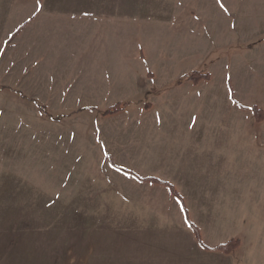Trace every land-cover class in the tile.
Returning a JSON list of instances; mask_svg holds the SVG:
<instances>
[{
  "label": "crops",
  "instance_id": "1",
  "mask_svg": "<svg viewBox=\"0 0 264 264\" xmlns=\"http://www.w3.org/2000/svg\"><path fill=\"white\" fill-rule=\"evenodd\" d=\"M39 2L44 5L41 11L35 10L37 0H0V91L22 106L28 100L47 106V118L42 108L36 111L42 126L37 125L35 134L38 147L45 146L47 119L52 127L48 129H53L54 162H75L78 151L80 162L100 158L102 167L114 173L107 175L100 166V170L85 166L83 177H70L68 190L54 191L50 198H84L86 208L97 205L100 209H122L108 213L100 210L101 220L109 214L114 221L87 223L86 229L101 232L116 246H136L139 254L135 260L139 263L171 262L176 257L168 256L167 249L172 245L181 248L187 237L193 238L191 224L203 231L211 210L204 200L236 196L231 171L228 186L214 189L208 183L195 184L192 174L199 173V162H209L211 151L222 149L210 143L211 137L217 143L221 134L249 135L254 120L252 108L264 110V96L250 99L257 85L264 88V0H197L191 7L183 1L177 23L185 71L158 87V73L146 64L138 76L150 107H138L130 118L126 116L128 107L109 116L94 111H99L100 103L123 101L125 71L131 69L126 65L124 46L115 38V17H109L107 2ZM172 23L174 28L176 24ZM186 55L192 64H185ZM133 59L144 65V49ZM177 69V65L171 66V70ZM194 71H206L211 78L197 84L186 79ZM20 108L7 105L5 117L28 118L25 108ZM92 117L94 126L83 121ZM215 117L218 122H214ZM261 117L258 125L264 130V115ZM81 149L86 156H79ZM130 156L147 163L146 168L133 165L138 177H155L175 185L186 207L169 186L118 174L106 163L127 162ZM216 156L214 162H222L221 156ZM223 160L229 166L237 162L235 146L224 148ZM162 167L167 171H161ZM219 213L217 220H222ZM121 218L126 219L124 224H117ZM214 230L212 244L202 233L204 245L215 247L236 237ZM193 241L195 249L203 252L205 247L197 237ZM105 246L92 244L85 260L130 259L108 253ZM190 259L189 264H199V257Z\"/></svg>",
  "mask_w": 264,
  "mask_h": 264
},
{
  "label": "rangeland",
  "instance_id": "2",
  "mask_svg": "<svg viewBox=\"0 0 264 264\" xmlns=\"http://www.w3.org/2000/svg\"><path fill=\"white\" fill-rule=\"evenodd\" d=\"M100 1L107 2L106 10L109 17H115L112 21L114 35L116 39L119 38V45L124 46L126 65L131 68L125 71L126 96L122 102H117L126 104L124 110L127 107L130 108L129 114L126 115L130 118L132 114L137 113L138 107L144 104L146 106L150 100L148 95L144 98L143 82L138 76L143 69H146V64L148 69L158 73V87L166 85L174 77L184 73L185 67L180 59L184 56V50L180 45V29L177 23L182 16L179 6H182V2L185 1L188 2V7H191L197 0ZM171 22L176 24L174 28ZM116 27L119 29L118 34ZM121 29L123 32H120ZM109 30H112L111 26ZM141 48L147 55L144 65H138L141 62L133 59L137 58ZM198 57H190V59ZM185 58L187 59L185 64H192L193 61L190 62L189 56L186 55ZM172 65H177L178 69L171 70ZM262 87L257 85L256 92L250 99L258 98L257 96L262 98L264 96L261 93L264 89ZM4 92L0 91V264H189L190 258L194 257H199V264H264V130L258 125L264 110L258 107L252 108L254 120L249 135L239 132L236 135L221 134L218 136L220 141L217 143L211 137L210 143L219 144L222 149L220 152L211 151L212 158L208 159L209 162H199V173L192 174L195 184L208 183L213 189L222 188L223 185L227 187L231 177V184L235 185L232 192L236 196L204 200L211 210L204 221L201 234L203 233L208 243L212 244L210 237L213 236L214 229H220L224 234L234 233L236 237L230 240L239 243V247L228 254L209 250L205 246L203 252L197 251L193 243L197 236L193 229V238L187 237L181 248L172 245L167 249L168 256L176 257L171 262L139 263L135 260L139 254L136 246L132 244L116 246L104 234L101 235V232H90L86 229L88 224L114 221L113 216L109 214L106 218L103 216L101 220L100 210L105 209L104 212L108 213L114 210L122 212V209L113 207L100 209L97 205L86 208L84 198L75 200L79 204L77 206L74 205L76 202L73 200L50 198L54 191L68 190L67 183L70 177H83L86 174L84 171H87L85 166H88V170L89 166L92 168L96 166L100 170L98 168L100 166L107 175L114 173L102 167L104 162L100 158L98 161L96 159V162H80L78 151L75 162H60L58 159L54 162L51 138L53 129H48L52 127L47 119L44 124L45 136H43L48 137L45 146L38 147L35 134L37 125L42 126V120L38 118L36 111L38 107L42 108L47 118V106L29 100L22 106L20 103L13 102L12 97ZM128 102L131 103L130 107ZM117 103H100L99 111H94L98 115L105 116L103 113ZM9 104L19 110H21L20 107L25 108L28 118L23 121L20 118H6L5 109ZM83 121H87L90 126L96 124L93 117ZM218 121L219 118L215 117L214 122ZM182 122H184L183 118ZM225 122H228L227 115ZM229 144L232 149L234 146L236 148L237 162L235 164L231 162V166L229 162H223L224 148L228 150ZM217 154L221 156L222 162H214L217 160ZM86 155L85 150H79V156ZM126 161L106 163L114 166L118 174L124 173L131 176H137L133 165L147 167L146 162H137L139 160H134L131 156L126 158ZM119 163H123L124 166H120ZM161 171L167 170L162 167ZM70 185L75 186L72 183ZM173 186L177 190L175 185ZM62 187L65 188L60 189ZM181 201L185 206L184 199ZM191 201L195 203V200ZM198 201L200 200H196ZM216 212H220L222 220H217ZM124 220L126 219L121 218L116 223L124 224ZM96 242L106 245L108 253L112 252L114 256L125 255L130 259L128 261H100L99 259L86 261V254L91 253L88 249ZM231 254H233L232 257L229 256Z\"/></svg>",
  "mask_w": 264,
  "mask_h": 264
},
{
  "label": "trees",
  "instance_id": "3",
  "mask_svg": "<svg viewBox=\"0 0 264 264\" xmlns=\"http://www.w3.org/2000/svg\"><path fill=\"white\" fill-rule=\"evenodd\" d=\"M211 78V75L209 73H204L202 71H194L192 72L190 75H188L186 77V79H189L191 81H193L194 83H198L199 81H201L202 79H206V80H210ZM181 83V81L179 82ZM126 104H122V103H117L115 105H113L112 107H110L107 111H105L103 114L105 116L107 115H112V114H116V113H119L121 111L124 110ZM150 107V104H147L146 105V108H149ZM255 109H257L256 107H254ZM128 172V171H127ZM130 173V172H129ZM136 176V175H135ZM138 177V176H137ZM140 180H145V181H151V182H154V183H161V184H164V185H167L171 188L172 192L178 196L181 200L182 197L180 196V194L177 192V190L174 188V186L168 182H165L163 180H160L158 178H155V177H149V178H140L138 177ZM195 233H196V236H197V239L198 241L203 245L205 246L207 249L209 250H217V251H222L224 253H231L234 249H236L237 247H239V243L235 242V240H230L229 242L225 243V244H221V245H218V246H215L213 248L211 247H208L206 245L203 244V240H202V234H201V230L194 224H191Z\"/></svg>",
  "mask_w": 264,
  "mask_h": 264
},
{
  "label": "snow or ice",
  "instance_id": "4",
  "mask_svg": "<svg viewBox=\"0 0 264 264\" xmlns=\"http://www.w3.org/2000/svg\"><path fill=\"white\" fill-rule=\"evenodd\" d=\"M43 7H44V5L41 4V3L39 2V0H37L35 10H36V11H41V10L43 9ZM221 7H224L223 4H221ZM235 102H236V101H233V103H235Z\"/></svg>",
  "mask_w": 264,
  "mask_h": 264
}]
</instances>
